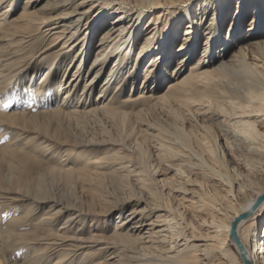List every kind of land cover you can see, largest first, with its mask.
I'll return each mask as SVG.
<instances>
[{
  "label": "bare ground",
  "instance_id": "obj_1",
  "mask_svg": "<svg viewBox=\"0 0 264 264\" xmlns=\"http://www.w3.org/2000/svg\"><path fill=\"white\" fill-rule=\"evenodd\" d=\"M2 138L72 189L8 166L0 264H264V0H0Z\"/></svg>",
  "mask_w": 264,
  "mask_h": 264
},
{
  "label": "rangeland",
  "instance_id": "obj_2",
  "mask_svg": "<svg viewBox=\"0 0 264 264\" xmlns=\"http://www.w3.org/2000/svg\"><path fill=\"white\" fill-rule=\"evenodd\" d=\"M232 1V5L235 4V1L236 0H231ZM21 7H22V4L20 3V6H16V8H14V10L12 11V13L10 14V18H15L17 16H19V13L21 11ZM233 10V8H232ZM231 10V12H232ZM248 19V18H247ZM18 23H21V22H18ZM42 31V29L40 30ZM40 32L39 30H35V31H32V43H30L29 45V49L33 50V51H38V50H41L44 48V46H46L49 41H44L42 42L41 39H40ZM98 124H93V123H90L89 124V127L88 125H86V132L85 134H93L94 136H97L99 135V126H96ZM88 130V132H87ZM99 130V131H98ZM108 133V132H107ZM27 135L31 136V135H35L32 130H28L26 132ZM24 134V135H26ZM6 142V139L5 138H2L0 139V187H14L15 183L17 182V180H15V176H11L9 174H6L5 173V170L8 168V166L10 164H15L16 166H18L19 168H22L24 169V173H28L26 174L24 177L26 178H29L28 181L32 184L31 185V189H33L36 184L39 185L40 182H42V187L43 188H47L49 192H53V194L55 193H59L61 190H64L65 191V194L66 196H71V192H70V189H72L71 186L69 185H63L59 190H58V186L59 185H62L64 184L63 180H60V176H58L57 174H42V176H44V179L43 178H40L38 179L37 178V173H43V172H48V167L49 165L46 163V162H40V159H37L38 160V163L37 161H33V160H28L27 158H25L23 160V164H18L15 156L13 155L12 151H7V150H4L2 147L5 145L4 143ZM47 143H49V141H45ZM52 165V164H51ZM38 180H40V182L38 183ZM47 184L46 186L44 185ZM41 186V185H39ZM74 194H76L77 196H79V193L78 192H74ZM27 205V203H26ZM29 206V204H28ZM46 208V207H45ZM7 209L6 208H0V215L2 217V219H5L4 217L8 215L7 213ZM44 210L41 209V208H37L36 209V215L35 216H41V213L43 212ZM7 213V214H6ZM7 218V217H6ZM57 227V225H56ZM15 254L17 255L19 252H18V249L16 247H9V245L7 244V247L4 246V248H0V258L1 256H6L8 257L10 254ZM22 259H19L16 263L18 264H23L22 263ZM25 262V260H24Z\"/></svg>",
  "mask_w": 264,
  "mask_h": 264
}]
</instances>
